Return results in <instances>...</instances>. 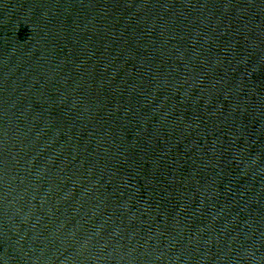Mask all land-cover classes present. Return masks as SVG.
<instances>
[{
  "label": "water",
  "instance_id": "95a60500",
  "mask_svg": "<svg viewBox=\"0 0 264 264\" xmlns=\"http://www.w3.org/2000/svg\"><path fill=\"white\" fill-rule=\"evenodd\" d=\"M0 264H264V0H0Z\"/></svg>",
  "mask_w": 264,
  "mask_h": 264
}]
</instances>
